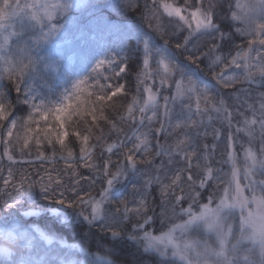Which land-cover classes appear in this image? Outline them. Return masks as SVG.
<instances>
[{
    "label": "snow or ice",
    "instance_id": "6c2138e0",
    "mask_svg": "<svg viewBox=\"0 0 264 264\" xmlns=\"http://www.w3.org/2000/svg\"><path fill=\"white\" fill-rule=\"evenodd\" d=\"M82 3L83 0H26L22 4L21 0H0V81L9 80L15 91L18 94L22 92L24 96L21 100L18 95L16 104L28 106L25 115L13 116L14 104L9 91L0 84V146L3 149L0 152V159L7 158L14 164L16 163L15 151L18 150L23 155L27 150L30 155L34 148L36 160L54 162L57 155L56 145H59L60 159L65 161L67 169H71V175L77 177L74 183L78 185L81 179L88 178L77 171L76 154L72 146L66 143L67 138L72 135L79 144V160L84 162L83 166L93 171H102L107 187L101 190L100 200H97L90 191H85L83 195L76 193L75 188L72 189L76 193L75 200H69L64 196L63 191L59 193V198H56L53 185L59 187L63 181L59 173L54 179L51 172L45 169V175L41 176L38 182L41 196L45 200H54L61 206L53 210L54 214L61 218V222L67 221L72 216L67 209L77 205H88L91 209L89 215H84L81 211L75 214L77 218L83 217V220L92 226L100 221L99 230L110 233L114 242L122 241L127 236L128 240L142 244L145 254L154 253L159 257L157 264H264V178L257 179L258 174L264 177V93L260 94L258 107L256 103H249L247 104L249 114L240 113L242 119L237 121L235 134L232 131L227 133L225 162L230 164L231 170L226 174V180H220L212 167L209 159L210 146L204 144L201 153L194 148L188 150L190 138L185 133L184 138L178 139L174 145L167 148L157 143L158 151L155 153L158 156H168V164L173 163L174 156H179L184 162V167L177 168L171 176H166L167 183L157 174L144 180L140 188L133 185V191L140 194L136 207L129 208L127 199H123L117 202L115 211L110 212L102 205L105 202L112 203L110 199L112 192L121 178L127 179V168L117 163L114 166L115 171H111L108 160L103 162L102 168H97L92 162V150L106 143V134L100 121L109 126L108 134L110 135L122 133L124 130L121 124L125 121L144 125L147 119L151 123L157 117L161 107H163V116L168 118L169 97L163 98L164 104L161 106L158 101L159 93L154 92L152 85L146 84L145 81L158 76L160 87H164L171 82V77L177 71H180L181 76L179 80L174 81L177 95L181 97L188 95L189 99L194 98L197 114L203 115L209 111L222 114L223 121L231 129L233 113L226 100L223 97L217 100L210 95L207 88H200L191 77L187 78V84H185L183 68H191L194 65L197 71H203L200 65L205 60L209 61L206 67L211 72L212 79L224 89H235L238 84H250L257 76L264 83V0H236L235 10L229 4L230 18L233 23L226 25V30H222L216 22L217 17L222 13L214 11L215 5L211 2L207 8L204 7V0H194V2L184 0L183 5L174 0L173 2L151 0V8L145 4L144 10L157 20L155 26L149 25L157 33H162L163 30V25L159 21L160 9L167 17L178 21V29L187 28L188 35L182 42L178 40L175 44L176 49L180 50V55L185 53L187 55L184 57L183 65L172 64L171 61L175 57H172L171 53L169 58L161 56V59L157 60V69L153 71L151 70L153 52L158 56L168 52L167 42L164 47L157 48L150 34L133 29L137 39L143 36L144 59L138 80L144 85L143 91L147 96L143 100L139 96H133L125 111L116 117L106 115L104 106L124 92V85L101 83V73L98 71L106 63L111 65L113 63L111 59L97 61L92 69L97 73V77L91 84H89V76L76 79L71 83L70 88H65L59 94L55 101L40 98L39 103L35 102L37 96L28 83L33 75L39 73L40 65L45 71L50 68L53 71L56 70V62L50 57L39 56V48L42 44L48 43L51 37L64 27L63 24L55 22L57 16H65L71 8H80ZM125 7L138 9V5L133 0H127ZM14 18L21 20L19 29L11 23ZM25 19L29 23L25 24ZM67 23H70V18L65 19V24ZM104 23L108 29L115 31H121L125 27L118 21L106 20ZM236 24L242 27H235ZM9 29L12 30L9 31ZM194 34L210 35L213 41L219 40L222 43H211L206 52L199 46H194L195 51H192L187 45ZM236 35L245 38L246 45L236 44L234 38ZM224 47L228 48L227 55L221 51ZM233 48H235L234 54ZM220 66H222L221 70L216 72L214 69ZM126 67L127 65L121 67L120 72H124ZM231 67L242 69L243 75H227V69ZM103 79L107 81L108 77L105 76ZM89 88L92 90L89 91ZM237 99H239L238 96ZM186 108L191 113L192 104L186 105ZM149 111L152 113L151 116L146 115ZM86 115L91 116V125L84 119ZM209 119L211 120V116ZM80 121L85 123L83 131L78 127ZM200 123L202 121L193 120L189 115L187 120L178 121L175 128H196ZM93 128L98 134L93 131ZM154 131L157 136L165 132L164 123L161 122ZM240 133L248 138L247 147L240 145L244 156L243 167L239 165V156L236 152V137ZM213 134L214 139H219L222 131L214 129ZM151 135H153L151 129L136 135L132 147L127 148L124 153V159L134 172L138 171V164L152 162L149 156ZM93 139L96 141L95 144L90 143ZM257 139L259 140L258 152L254 146ZM45 146L51 149L50 156L44 151ZM122 147H125L124 142L118 141L107 143L103 150L112 153L114 148ZM216 147V144H212L211 150L215 151ZM141 150L145 159L137 161L135 153ZM201 160L203 164L200 163ZM159 167L163 168L164 165L161 164ZM2 172L3 169H0V174ZM7 172L8 176L3 179V184L5 187L12 185L16 195L9 194V197L14 205L20 194L26 190L31 193L37 182H30L24 175L19 181L14 182L13 169L9 167ZM213 180H219V183L224 185L222 194L215 200L210 195L206 203H200L202 194L199 189L206 188ZM154 183L159 185L162 208L164 201L170 198L172 200L171 215L169 216L168 208L161 213L171 222L167 230H161L158 235L146 228V225L150 226L153 222V217L148 215L150 210L148 196L151 194L150 190ZM185 201L188 202L186 208L183 207ZM4 205L11 206L7 200L4 201ZM237 213L239 214L238 223L236 222ZM132 217L136 220L131 223V232H129L124 225L125 222H130ZM177 220L179 222H176ZM193 233L198 235L193 236ZM0 237L8 242V246L0 245V257L3 258V264H114L108 255L99 254L85 261L76 260L72 253L64 252L63 249L78 248L79 252L84 253L86 257L92 254L87 248L69 245L64 240L58 242L60 245L58 249L41 248L39 241L52 245L53 237L38 228L35 229V234L16 230L0 231ZM18 241H25L22 248ZM13 246L16 249L15 253ZM23 249H27V252ZM125 264H134V262L126 261Z\"/></svg>",
    "mask_w": 264,
    "mask_h": 264
},
{
    "label": "trees",
    "instance_id": "16d2710c",
    "mask_svg": "<svg viewBox=\"0 0 264 264\" xmlns=\"http://www.w3.org/2000/svg\"><path fill=\"white\" fill-rule=\"evenodd\" d=\"M26 0H21V3H25ZM127 0H83L80 8H71L65 16H57L56 21L59 24H63L64 27L60 32L51 37L50 41L46 44H42L39 48V56L50 57L51 60L56 62V70L51 68L43 70L40 65V71L28 80L31 85L34 94L37 96L35 102L39 103L40 98L50 99L55 101L59 94L64 91L65 88H70L71 83L76 79L83 76H89V84H91L94 78L97 77V73L92 69L95 67L99 60L111 59L113 63L111 65L105 64L98 71L101 73L100 82L109 83L114 86L124 85V92L113 98V101L107 102L104 106L105 114L109 117H116L118 114H122L128 102L131 101L133 96H139L141 100L145 99L147 94L143 91L144 85L139 83L138 75L143 67L144 51H143V36L137 39V36L133 33V29L142 30V33L150 34L152 41L157 48H162L167 42L168 52L162 53L160 56L153 52L151 59V70L157 69V60L169 58V53L172 57H175L171 62L172 64H184V57L187 55H180V50L176 49L175 44L179 40L183 41V38L188 35L187 28H177V23L173 18L167 17L163 13V10H159V21L163 25L162 33L154 31L157 20L154 19L147 11L144 10L145 4L152 7L151 0H133L138 5L137 10L125 7ZM173 2V0H169ZM174 2L183 5L184 0H174ZM194 2V0H193ZM211 2L215 5L214 11L222 13L216 19V22L221 26L222 30H226V25L233 23L230 18L229 4L233 6L235 10L236 0H204V7L207 8ZM143 13V14H142ZM70 18V23L65 24V19ZM118 21L125 27L121 31L110 30L105 26V21ZM6 23H9L6 21ZM11 23L15 24L19 29L21 20L20 18H14ZM24 23H29L28 20H24ZM235 27H242L240 24H236ZM12 29H9L11 31ZM47 31V29H45ZM37 34L39 29H36ZM236 44L246 45V39L236 35ZM15 39V38H14ZM222 43V41H213L210 35L194 34L191 42L187 47L195 51L194 46H199L203 51H207L211 43ZM221 51L227 55L228 48L224 47ZM235 48H233V54ZM35 54V53H34ZM209 61L205 60L200 65L203 71H197L195 66L191 68H183L185 73V84H187V78L191 77L196 81L200 88H207L211 96H214L217 100L223 97L230 107L233 113V127L229 129L226 123L223 121V115L216 112L209 111L206 114H197L195 110V100L189 99L188 95L183 97L177 95L174 81L181 78L180 71H177L175 75L171 77V82L164 87H160L159 77H153V79L146 80L145 83L152 85L154 92H158V101L161 106L164 104V97H169L168 109L169 116L166 119L163 116V107L158 110L157 117L153 119L151 123L146 119L144 125H140L138 122L132 123L125 121L121 124L123 128L122 133H109V126L100 121L101 126L104 128L106 134V143L94 148L92 162L97 168H102L105 160L110 161L109 168L111 171H115V165L120 163L127 168V179L121 178L120 182L116 184L112 195L110 197L112 203L105 202L102 207L110 212H114L117 208V202L119 200L127 199L128 207H136V202L140 199V194L133 191V185L140 188L144 180L149 176L160 175L161 180L167 183L166 176H171L177 168H183L184 162L181 157L174 156L173 163L168 164V156L155 155L158 151L157 143L167 148L170 145H174L178 139L184 138V134L189 136L188 150L193 148L198 153L203 152V145L208 144L210 146L209 159L212 167L216 170V175L220 180H226L230 170V164L226 163L225 155V143L226 136L229 131L235 134V128L237 121L242 119L240 113L248 115L247 104L256 103L258 107V101L261 93H264V83L261 82L260 77L257 76L252 83L238 84L235 89H224L215 80L212 79L211 72L208 71L206 65ZM127 65L124 72H120V68ZM221 67H216L214 70L219 72ZM161 74L163 68H160ZM118 73V75H117ZM227 75L237 74L243 75L242 69L231 67L227 69ZM108 77L105 81L103 77ZM142 78V77H141ZM155 80V83H153ZM6 89L9 91L10 98L14 104L13 116H23L28 111V106L24 104H16L17 97L23 100L24 96L21 92L18 94L13 88L12 83L4 79L0 81ZM23 87V86H22ZM139 89V91H138ZM92 89L89 88V91ZM237 96L239 99H237ZM175 97V99H173ZM94 98V97H93ZM192 104L191 113L188 112L186 105ZM111 105V107L109 106ZM203 107V102L201 104ZM151 111L146 115L151 116ZM191 116L193 120L201 122L196 128H180L176 129L175 124L178 121L187 120L188 116ZM211 116V120L209 119ZM11 119V117H10ZM89 125H91V116L86 115L84 118ZM163 122L165 126V132L155 134V129ZM78 127L81 131L85 128L84 121H80ZM149 129L153 131V135L150 139V159L151 164H138V171H132L127 161L124 159V153L127 148H131L135 142L136 135L144 132H148ZM220 129L222 131L219 139H214L213 130ZM71 131V129H69ZM93 131L97 132L95 128ZM199 133V135H197ZM207 133V135H204ZM236 152L239 156V165L243 167L244 156L240 147L243 144L248 146V138L243 134H237ZM123 141L125 147L114 148L112 153H108L103 149L107 143H113ZM66 143L72 146L75 154L76 161L75 166L77 171L88 179H81L79 184L76 185L74 180L77 177L71 175V169H67V165L63 159H60L59 145H56L57 155L54 162L49 160L40 161L36 160V151L33 148L29 155L27 150L23 155L17 150L14 152L16 157V163H10L7 158L0 159V169H3L0 174V231L7 232L9 230L27 231L35 234V229L38 228L48 235L53 237V244L47 245L43 241H39L41 248H59V241L64 240L69 245H79L87 248L88 252L92 256L86 257L84 253L79 252L78 248L63 249L64 252H69L74 255V258L79 261H85L92 259L96 254L108 255L114 264H125L126 261H133L134 264H157L159 257L154 253L145 254L142 244H137L128 240L127 236L122 241L114 242L110 233L101 232L100 221H97L95 226L89 225L88 222L83 220V217H76V213L83 211L84 215H89L91 209L88 205H77L74 208L67 209L72 214L71 218L65 222H61V218L57 217L53 210L59 209L61 206L56 204L54 200H45L41 196L40 181L41 176L45 175V169L51 172L55 179L57 173L63 181V184L57 187L53 185L55 190V197L59 198V193L64 192V196L69 200L76 199V193L83 195L85 191H90L91 194L100 200V192L103 188H106V178L103 176L102 171H93L83 166V161L79 160V144L75 137L70 135ZM90 143L95 144L93 139ZM216 144L215 151L211 150V145ZM257 152L259 151V140L255 143ZM2 146H0V152H2ZM44 151L51 155V149L47 146L44 147ZM137 161L145 159L143 150L135 153ZM196 162L195 159L193 161ZM203 164V160L200 161ZM163 164L164 167L159 166ZM11 167L14 172L15 181H19L21 176H27L30 182L35 183L31 193L27 190L20 194L16 203L13 205L9 194L15 196L12 185L7 187L3 184V179L7 178V169ZM195 171V169H194ZM264 177L257 175V179ZM47 182V181H45ZM224 185L219 183V180L210 181L209 185L204 189H199L202 196L200 203H206L208 197L213 196L214 200L222 194ZM76 189V193L72 189ZM185 191L187 187L185 186ZM148 196V202L150 210L148 215L153 217V222L150 226L146 225L149 231L158 235L161 230H167V226L171 222L168 218L161 215L165 208L169 209V216L171 215L170 206L172 203L171 198L168 201H164V207H161L162 197L160 195L159 185L153 184ZM7 200L10 207L4 205V201ZM188 202L185 201L183 207H187ZM195 207V206H194ZM122 210V206H121ZM178 211V208H177ZM131 215V214H130ZM238 213L236 222L238 223ZM186 219V217H184ZM135 217H132L130 222H125L126 229L131 232V223H134ZM176 222H179L177 220ZM193 236L198 233H193ZM25 241H18L19 246L22 248ZM0 245L8 246V242L0 237ZM15 246H13V252L15 253ZM27 252V249H23ZM107 250V251H106ZM0 264H3V258L0 257Z\"/></svg>",
    "mask_w": 264,
    "mask_h": 264
}]
</instances>
